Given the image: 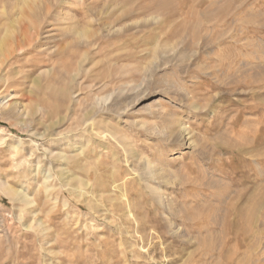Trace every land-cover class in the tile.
Returning a JSON list of instances; mask_svg holds the SVG:
<instances>
[{
  "label": "rangeland",
  "instance_id": "1",
  "mask_svg": "<svg viewBox=\"0 0 264 264\" xmlns=\"http://www.w3.org/2000/svg\"><path fill=\"white\" fill-rule=\"evenodd\" d=\"M22 8L0 264H264V0H0Z\"/></svg>",
  "mask_w": 264,
  "mask_h": 264
},
{
  "label": "bare ground",
  "instance_id": "2",
  "mask_svg": "<svg viewBox=\"0 0 264 264\" xmlns=\"http://www.w3.org/2000/svg\"><path fill=\"white\" fill-rule=\"evenodd\" d=\"M9 14V13H8ZM10 15V14H9ZM14 15V14H13ZM6 17V21L0 25V40L2 39L3 36H7V38L10 40V43L13 45V51L10 52L11 56L14 55V53L17 51L23 52L26 48H30L33 44V37L37 32V28H38V23H37V17L34 14H31L29 12H27L25 9H21L16 16L14 17L13 20H10V18H8V15L5 13L3 16L0 15V19L1 18H5ZM40 22V21H39ZM12 41V42H11ZM1 42V41H0ZM4 42V40H3ZM9 46V45H8ZM10 47V46H9ZM10 49V48H9ZM8 48L4 47L3 44H0V73L2 71V68L4 66V61H2L1 59V55H5L6 52L4 51H9ZM17 54V53H16ZM15 56V55H14ZM1 78V77H0ZM263 186V185H262ZM7 190V191H6ZM5 192L8 196L11 195L10 191L8 189H6ZM12 191H14L12 189ZM261 193V192H260ZM17 194V193H16ZM25 198V197H24ZM239 198V197H238ZM256 198V197H255ZM254 198V199H255ZM257 199V198H256ZM255 199V200H256ZM250 200V199H249ZM259 200V199H258ZM257 200V201H258ZM241 201V200H240ZM232 204V203H231ZM248 205V204H247ZM234 206V205H233ZM251 206V205H250ZM246 207V205H245ZM250 208V207H249ZM233 209V208H232ZM236 209V208H235ZM247 209V208H246ZM263 209V204L260 201L259 203H257L256 205L254 204V207L252 209L251 212H248L247 214L249 215V221H250V216L252 214H254V212L256 213V215L258 216V219L261 218L262 213L261 212ZM237 210V209H236ZM131 211V210H130ZM244 211V209H243ZM242 212V211H241ZM235 212H233L234 214ZM243 214V213H242ZM238 217V216H237ZM243 217V216H242ZM256 220V219H255ZM254 220V221H255ZM243 220H241L240 222H242ZM257 221V220H256ZM232 222V221H231ZM237 222V221H236ZM253 222V221H252ZM261 222V221H260ZM233 223V222H232ZM257 224V223H255ZM226 226V225H225ZM240 226V225H239ZM238 226V227H239ZM232 227V226H231ZM237 227V228H238ZM241 228V227H240ZM256 228V227H255ZM236 230V229H235ZM239 230V229H238ZM230 231V230H229ZM234 231V230H233ZM249 234V233H248ZM246 236V235H245ZM261 236V235H260ZM243 237V236H242ZM247 241V240H245ZM224 247V246H223ZM248 247V246H247ZM237 253V252H236ZM237 256V254H236ZM232 261V260H231ZM230 261V262H231Z\"/></svg>",
  "mask_w": 264,
  "mask_h": 264
}]
</instances>
